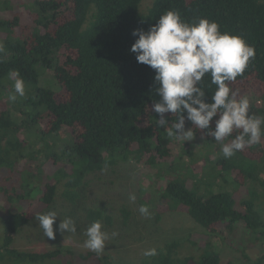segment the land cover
<instances>
[{"label": "trees", "instance_id": "trees-1", "mask_svg": "<svg viewBox=\"0 0 264 264\" xmlns=\"http://www.w3.org/2000/svg\"><path fill=\"white\" fill-rule=\"evenodd\" d=\"M143 1L0 0V264H118L110 254L87 248L35 250L15 241L38 213L60 201L82 209V226L100 220L107 231L115 216L83 199L93 181L126 162L154 169L147 174L154 188L144 200L157 220L180 212L201 228L157 247L158 255L142 264H264V252L252 257L248 245L242 259L224 262L215 244L222 237L241 251L240 235L253 238L249 244L264 240V205L254 197L237 201L253 183L257 197L264 198V136L229 159L210 152L189 153L185 161L174 150L180 140L167 135L176 116L165 113L169 123L161 127L151 110L160 99L155 70L130 52L137 38L133 30L147 31L169 10L188 22L214 20L222 32L254 46L255 58L230 86L237 98L253 94L254 108L264 117V0H154L145 11ZM49 70L53 80L44 84ZM17 74L26 95L12 103ZM204 86L210 102L216 86L208 75ZM185 127L194 125L186 120ZM192 131L216 143L206 130ZM168 160L180 165L195 188L180 173L166 177L164 171L174 167ZM226 175L236 191H228ZM120 214L127 224L131 210L123 207Z\"/></svg>", "mask_w": 264, "mask_h": 264}, {"label": "clouds", "instance_id": "clouds-1", "mask_svg": "<svg viewBox=\"0 0 264 264\" xmlns=\"http://www.w3.org/2000/svg\"><path fill=\"white\" fill-rule=\"evenodd\" d=\"M135 42L130 52L136 55L138 63L155 70V93L159 100L152 104V111L158 115L159 126L169 122L165 113L176 116V121L167 129V135L176 140L189 141L193 137V129L206 130V135L222 143L221 153L229 159L237 152L258 144L264 136V117L250 113V101L247 96L237 98L230 83L238 76H243L255 58V48L241 35L221 31L214 20L199 18L192 22L184 20L177 10H169L162 14L157 22L147 31L134 29ZM4 45L0 43V52ZM211 78L215 91L211 93L210 102H206L204 78ZM210 87V85H209ZM26 95L25 82L17 74L13 92L9 101L17 102ZM186 113V115H185ZM214 129L210 126L213 118ZM190 121L194 128H185ZM237 135L230 143H223L226 138ZM129 199L135 201L134 193ZM139 212L150 216L149 208L141 205ZM60 215L55 210L38 213L35 219L43 230L44 236L55 239L56 231L75 233L76 221L71 217L60 220L54 230V223ZM83 246L100 255L106 247L110 234L103 230L100 220L93 221L86 229ZM113 232L111 236H115ZM145 257H156L158 250L145 249Z\"/></svg>", "mask_w": 264, "mask_h": 264}, {"label": "rangeland", "instance_id": "rangeland-1", "mask_svg": "<svg viewBox=\"0 0 264 264\" xmlns=\"http://www.w3.org/2000/svg\"><path fill=\"white\" fill-rule=\"evenodd\" d=\"M154 0H144L141 9L145 11ZM53 80L52 71L49 70L42 80L44 84L50 83ZM250 101V113L253 116H258L254 103L256 97L253 94L246 95ZM186 128V127H185ZM222 143L217 142L212 145L203 139L196 138L193 135L189 141L180 140L179 144L174 146L175 152L178 155L183 154L185 161L189 162V153L204 156L205 154L215 153V156L221 152ZM222 155V153L220 154ZM197 156V157H198ZM234 159V158H233ZM172 160H168L169 165ZM202 164V162H200ZM205 163V161H204ZM173 165V164H172ZM205 165V164H204ZM174 166V165H173ZM148 171L152 174L153 170H148L143 164L134 162L122 163L116 170H107L104 177L93 181L91 188L84 196L83 200H88L92 207L101 208L105 212L111 213L115 216V222L108 225L107 232L110 234V239L106 242L104 253H108L118 264H142L145 256L143 252L148 248H157L167 242L175 239L184 238L190 232L200 230V226L187 214L180 212H167L162 220H157L155 212L152 207L144 200V195L153 190L154 185L150 184ZM179 164L172 169L165 170L164 174L167 178L173 179L180 173V178L185 179L186 175L182 172ZM183 175V176H182ZM187 179V184L190 188L194 187L193 179ZM228 181L227 189L234 192L238 189V185L229 180V175H226ZM254 183L251 187L245 188L243 192L237 197V201L245 198L254 197L260 201V205H264V198H258L255 194ZM257 192V190H256ZM134 193L135 201L129 199V194ZM144 200V201H142ZM146 202V203H145ZM141 205H146L149 208L150 216H144L139 212ZM123 207H127L132 212V216L123 224L124 218L120 212ZM242 208V207H239ZM52 210H55L60 217L54 223V230L57 228L61 219L71 217L76 221L77 230L75 233L56 231L55 239H49L44 236L43 230L39 227L38 221L34 218V222L25 227L16 238L17 246L22 248H29L35 250H48L56 247H75L85 248L84 241L87 239L85 231L88 226L84 227L82 216L83 211L80 207H73L69 203L60 201ZM241 224H237L239 226ZM79 226V228H78ZM240 227V226H239ZM241 228V227H240ZM115 232V236L111 234ZM253 239V238H252ZM251 239V240H252ZM243 241L241 251L229 241L223 240L222 237L215 239V244L221 252L223 261L229 259H242L244 247L252 257H256L264 252V240L256 243L249 242L243 235L239 236V241ZM238 246V245H237ZM244 248V249H243Z\"/></svg>", "mask_w": 264, "mask_h": 264}]
</instances>
